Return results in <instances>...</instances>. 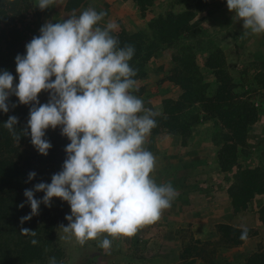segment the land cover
<instances>
[{
	"label": "clouds",
	"instance_id": "9594fccd",
	"mask_svg": "<svg viewBox=\"0 0 264 264\" xmlns=\"http://www.w3.org/2000/svg\"><path fill=\"white\" fill-rule=\"evenodd\" d=\"M56 3L38 0L36 7L43 11ZM227 7L243 21L244 35L264 34V0H227ZM106 16V11L89 6L63 22L45 23L40 35L26 44V55L15 58L19 76L15 88L14 76L7 70L0 73V110L9 112L7 101L13 94L20 104L32 105L27 122L31 143L44 156L52 148L45 139L47 129L59 126L70 140L62 171L53 174L51 183L25 189L31 213L21 217V224L39 215L41 203L51 207L53 198H60L71 208L65 217L68 225L59 227L66 234L61 239L75 237L83 246L106 234L99 246L108 251L112 239L133 237L159 221L178 192L170 182L157 184L152 176L156 156L144 145L161 112L146 108L133 94L139 91L137 70L129 63L135 47L119 46L112 34L119 25L109 20L101 26ZM42 91L50 93L44 104L38 98ZM18 123V117L10 116L4 127L19 140ZM36 175L30 172L28 179ZM36 192L45 195L38 200ZM242 228L240 239L246 240L248 229ZM20 232L37 234L23 227ZM49 264H57L56 259Z\"/></svg>",
	"mask_w": 264,
	"mask_h": 264
},
{
	"label": "trees",
	"instance_id": "16d2710c",
	"mask_svg": "<svg viewBox=\"0 0 264 264\" xmlns=\"http://www.w3.org/2000/svg\"><path fill=\"white\" fill-rule=\"evenodd\" d=\"M133 1L141 11H146L154 0ZM29 8V4H26L24 14L29 12ZM181 16L174 13L161 15L153 18L145 29L133 33L122 30L117 34L120 47H135V54L129 63L137 70V75L145 73L146 64L155 54L182 43L179 40L182 31L194 29L191 18L186 17L180 21ZM40 24L41 20L38 18L32 24L23 21L21 24L16 23L14 27L9 26L8 41L5 45H0V73L7 70L14 76V88L19 83L18 73L14 69L17 67L15 58L18 54L26 55L24 42L31 41L30 36ZM195 32L194 30L190 34L194 35ZM19 45H23L21 51L17 50ZM188 48L180 47L181 51L174 56L175 67L168 76L169 81L180 87V94L178 98L163 99V111L155 118L157 127L152 131L162 129L186 139L197 124L206 120L213 121L217 125L213 139L218 146L219 168L233 172L232 183L228 187L233 211L248 209L252 199L261 195L263 201L257 213L264 226V170L239 163V156L248 144L250 127L257 120V110L252 103L237 98L234 93L235 83L224 68L226 60L221 50L209 55L206 62L217 78L218 84L213 90L211 83L204 80L195 53L188 51ZM48 94L50 93L45 91L39 94L41 104H44ZM7 103L9 112L0 110V264L48 263L53 257L58 263L64 252L55 242V231L59 224L68 223L65 219L69 215L67 203L54 197L51 207L41 203L39 215L23 224L20 219L31 213L30 204L26 203L25 189H34L40 182L51 183L53 174L62 171L67 158L65 147L70 144V140L61 135L59 126L55 130L49 128L45 139L52 144V148L47 156L40 154L31 143L30 128L27 125L32 105L20 104L19 98L14 94ZM10 116L18 117L19 123L15 128L19 140L14 139L4 127ZM25 129L28 131L27 135L24 133ZM33 171L37 175L29 180L28 174ZM44 195L43 192H36L35 198L40 200ZM21 203L25 204L23 208L19 207ZM22 227L37 231L36 236L22 235ZM247 229L248 236L255 233V230ZM218 230L222 234L220 240L227 241L229 246L245 241L240 239L243 229L221 224ZM33 239L38 241L36 245L31 243ZM193 260L194 257L188 264H192ZM246 264H264V246L251 254L246 259Z\"/></svg>",
	"mask_w": 264,
	"mask_h": 264
},
{
	"label": "rangeland",
	"instance_id": "374dc122",
	"mask_svg": "<svg viewBox=\"0 0 264 264\" xmlns=\"http://www.w3.org/2000/svg\"><path fill=\"white\" fill-rule=\"evenodd\" d=\"M37 3L38 0H0V45H5L8 41L7 30L9 26L14 27L16 23L21 24L23 21L32 24L39 18L41 24L30 36L32 40L33 37L40 35V28L45 23L49 21L53 23L63 22L73 12L79 15L89 6L94 7L98 12L101 10L107 12L101 26L109 20L115 21L119 25L118 31L114 32L116 37L122 30L133 33L145 29V23L147 24L153 18H158L161 15L167 16L170 13L182 15L180 21L190 17L191 23L195 27L192 31H182L183 34L179 40L183 44L178 43L174 48L163 49L155 54L146 64L145 73L134 77L138 81L139 91L133 94L143 100L146 108L159 112L163 111L164 98H178L180 87L173 82L171 83L168 76L175 67L174 56L181 51V46H187L189 47L188 51L195 53L204 80L211 83V89L214 90L218 84L217 78L213 70L207 67L206 62L209 55L216 54L218 49L221 50L226 60L224 68L235 83L234 93L238 99L252 103L258 113L257 120L250 127L248 144L239 156V163L245 166L260 167L264 170V147L261 145V139L257 138L256 135L260 128L259 125H264V100L260 97H264V92L259 90L260 86H264V73L256 70L255 45L257 35H244L243 21L234 18L235 13L228 9L227 0H154L147 8V10L151 9L150 12L155 15L150 19L146 15L149 11H141L139 6V9H136L131 2L124 4L126 11H122V13L115 10L111 13L109 5L101 7L103 6L102 0H57L55 5L43 11L36 7ZM26 4H29L30 10L24 14L23 8ZM145 16L146 20H143L142 18ZM194 30L196 32L191 35L190 33ZM27 43L24 42L25 47ZM22 46H17V50L21 51ZM231 51L233 55L227 54ZM14 69L16 70L15 67ZM52 78L55 79V77ZM175 87L179 89L178 93ZM49 99L50 94L46 96L44 103H47ZM199 129L209 130L213 139L217 125L210 120L202 121L191 129L189 135L193 130ZM164 132L167 131L162 129L152 131L144 145L156 156V169L152 176L157 180L161 174H166V177H168V173L170 174V171L167 170L171 160L168 157L170 150L164 148L167 146V141L166 145L161 142L162 148L158 150L154 145L155 135L165 134ZM172 136L179 142L182 140L178 144L179 148L186 146L188 136L186 139H182V136L178 134H172ZM213 142L215 143L214 139ZM168 145L171 146L172 143ZM215 145L217 146L216 143ZM176 154L179 156L178 158H181L182 151ZM169 182L183 197L182 194L186 192L183 185H178L176 180L168 181L166 179V183ZM67 205L68 214L71 215L70 205L68 203ZM160 220L145 226L130 238L112 239L108 237L112 239L111 249L108 251L99 246L106 234L96 240H89L81 246L76 242L75 237L61 239L66 234L62 229H59L61 225L59 224L55 231V242L64 253L57 264H188L193 257L195 260L192 264H197V260H200L199 264H206V262L210 264H246V259L255 252L247 255L241 249H234L237 245L229 246L227 241L223 239L221 241L222 234L219 232L205 240L195 239L192 235L189 236L184 233L183 229L173 227L171 223L161 227ZM174 230H177L178 233H174ZM263 246L264 238L259 243L257 250ZM28 264H49V262Z\"/></svg>",
	"mask_w": 264,
	"mask_h": 264
},
{
	"label": "crops",
	"instance_id": "0c3cea01",
	"mask_svg": "<svg viewBox=\"0 0 264 264\" xmlns=\"http://www.w3.org/2000/svg\"><path fill=\"white\" fill-rule=\"evenodd\" d=\"M102 2L103 6L101 7L109 5L111 13L113 10L120 13L126 11L124 4H130L129 2L136 9H139L133 0H102ZM150 11L152 10H147L148 14H146L149 19L155 16ZM142 19L146 20V16ZM146 26L148 23H145L144 28ZM255 49L256 70L264 73V34L257 35ZM227 54L233 55L232 51L227 52ZM175 89L178 93L179 89L177 87ZM260 89L264 92V86H260ZM260 97L264 100L263 96ZM259 127L256 135L257 138L261 139V145L264 147V125H259ZM164 133L155 135L154 145L158 150L162 148L163 144L166 145L167 141V146L164 148L170 150L168 157L171 160L167 169L170 174L168 173V177L166 174H161L159 180L155 177L154 179L159 184H166V179L168 181L176 180L178 185H183L186 192L181 197L179 191L176 190L179 194L172 202V206L163 212L160 226L163 227L171 223L173 227L183 229V232L189 236L192 235L195 239L203 240L216 234V232L220 234L218 226L221 224L231 225L239 229H243L242 226H244L255 230V233L248 236L243 243L235 246L234 249H241L247 255L256 251L264 238V226L257 213L262 205L263 197L256 195L250 202L248 209L234 212L228 192L233 172L222 171L219 168L218 146L213 142L212 133L209 130H193L186 140V146L181 148L178 144L182 140L179 142L173 138L172 134ZM161 142L162 145H160ZM169 143L172 145H168ZM181 151L182 156L178 158L176 153ZM174 233H178V231L174 230ZM199 263L200 260H197V264ZM206 264L210 263L206 262Z\"/></svg>",
	"mask_w": 264,
	"mask_h": 264
}]
</instances>
